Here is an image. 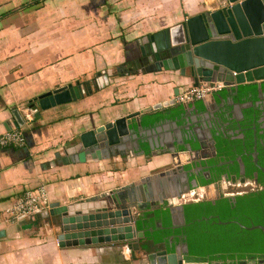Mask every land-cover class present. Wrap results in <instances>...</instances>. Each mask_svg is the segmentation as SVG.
<instances>
[{"label":"crops","instance_id":"0c3cea01","mask_svg":"<svg viewBox=\"0 0 264 264\" xmlns=\"http://www.w3.org/2000/svg\"><path fill=\"white\" fill-rule=\"evenodd\" d=\"M34 2L0 0V135L15 129L11 109L16 107L25 116L17 129L26 139L21 147L0 146V264H145L132 259L119 242L60 247L56 217L40 214L52 202L76 203L109 190H123L126 197L127 186L170 164L159 142L153 155L146 156L136 153L132 140L121 152L107 151L85 162L62 164L55 154L77 143L82 132L118 117L172 98L181 103L177 97L192 86L191 78L180 77L176 70L143 73L133 62L149 46L150 35L200 12L205 0ZM86 83L90 93L40 110L39 117L26 109L43 92L67 84H79L84 91ZM136 119L131 118L129 127L136 129ZM159 130L162 136L170 131ZM209 144L206 140L196 155ZM178 158L188 171L190 153L180 152ZM40 185L48 194L42 212L7 222L6 209L16 197ZM142 203L149 208L148 201Z\"/></svg>","mask_w":264,"mask_h":264},{"label":"water","instance_id":"95a60500","mask_svg":"<svg viewBox=\"0 0 264 264\" xmlns=\"http://www.w3.org/2000/svg\"><path fill=\"white\" fill-rule=\"evenodd\" d=\"M204 6L200 12L150 35L149 46L146 50L140 49V58L133 66L143 73L176 70L180 77L191 78L192 86H197L200 81H221L229 94L225 97L221 92L211 94L197 99L198 103L193 100L177 103L175 98L157 103L82 132L77 143L66 147L61 154L57 152L55 155L62 164L85 162L99 158L107 151L113 155L121 152L132 140L138 154L153 155L159 142L171 158L170 164L162 170L127 186L126 197L123 190H109L76 203L52 202L40 215L56 217V239L60 247L119 242L129 249L134 259V251L139 249L138 239L144 237V231L137 229L136 221L145 206L142 202L147 201L151 212L162 211L161 218H167L171 228L185 226L186 204L180 203L179 198L190 189V173L180 165L178 156L180 152L201 151L206 140L210 141L214 153L217 148L231 153L243 151L247 144L242 142L245 132L250 131L252 151L249 155L253 164L264 172L257 164L256 147L257 125L264 129V0H205ZM244 84L255 85V101L234 100ZM84 85V91L79 84H67L43 92L30 100L26 109L39 117L40 110L69 103L90 93L89 83ZM99 85L104 86L101 81ZM156 112L160 119L151 122ZM11 114L14 128L24 125L25 116L18 108H12ZM132 117L137 118L136 129L129 127ZM145 121L149 124L143 128L141 123ZM169 125L173 126L171 130ZM166 127L170 130L168 136H162L159 129ZM239 132V137L233 136ZM228 136L242 141L239 146L230 145L226 141ZM236 162L243 172L241 156ZM161 188L165 189L164 194L160 192ZM87 205L89 208H85ZM156 226H162L161 220ZM26 227L30 228V224ZM256 228L264 233L262 225L247 227ZM184 252H187L186 245ZM142 257H146L149 264H184L179 247L171 253L163 250Z\"/></svg>","mask_w":264,"mask_h":264},{"label":"flooded vegetation","instance_id":"af4514ba","mask_svg":"<svg viewBox=\"0 0 264 264\" xmlns=\"http://www.w3.org/2000/svg\"><path fill=\"white\" fill-rule=\"evenodd\" d=\"M255 100L256 98H247L242 100V102ZM246 125L249 126V123H246ZM259 131H262V134H259ZM240 134L241 133L239 132L233 136L239 137ZM231 138L232 136H228L226 141L233 146H239L242 141L241 139ZM250 141H252L250 131L245 132L244 141L242 142H246L247 144L245 148H243V151L240 150L229 153L228 156L220 154L221 152L218 148L216 149V153H214L210 144L206 147L209 149H204L201 155H196L197 152H190V168L188 169V172L190 173V189L183 193L186 197V201L184 203L203 204V219L211 220L210 222H213L212 224H214L218 216H221L219 214V210H225L227 205L232 208L231 210H233V212H230L226 216H236V219H231L225 222L218 221L219 223H235L241 228H247L250 226L243 224L241 222L243 217L240 216L250 218V216H253L251 213L252 210L256 212V216H264V172L258 169L252 162V158L249 155L252 151V144H250ZM256 147L258 151L257 164L264 169V129L259 128L258 125ZM238 156H241L244 164L243 172L240 171L236 162V158ZM244 157H249L250 159L245 161ZM250 193H261L262 195L255 201L253 199L252 202L247 205V208H244L240 197L249 195ZM148 209V207L144 206L143 210L139 212L141 215L143 213V217L141 218L149 217L144 216V214L151 212L150 210L148 211ZM246 210H248V213L244 212ZM190 214L194 216L195 212L191 211ZM156 217L158 219L156 222L163 219L159 216ZM189 226H191V222L189 224L185 217V226L171 228L170 223L166 226L168 228V233L164 240L154 242L151 239H143L144 237L138 239L139 249L134 251V259H138L143 261L145 264H149L147 258L142 257V255L163 250L167 253H171L174 252L176 247H179L184 264H240L242 261L246 264H264V255L256 258L249 256L243 260L237 259L236 257L231 258L229 256H222L220 254H216L214 258H210L209 256H205V258H197L189 255L188 245L185 240L187 238L186 229ZM184 245L187 246V252H184Z\"/></svg>","mask_w":264,"mask_h":264},{"label":"trees","instance_id":"16d2710c","mask_svg":"<svg viewBox=\"0 0 264 264\" xmlns=\"http://www.w3.org/2000/svg\"><path fill=\"white\" fill-rule=\"evenodd\" d=\"M36 3H38V0H35L33 4ZM255 90L256 87L254 84L241 85L239 88V93L234 97V100L242 101L247 98L254 99L256 98ZM220 92L222 97H225L229 94L224 89L217 91L216 94ZM249 92H251V96L247 95ZM159 119L160 116L156 112L155 118L152 119L151 122H155ZM144 123L149 124L148 121H145ZM250 144H252V141H250ZM219 151L221 152L220 154L227 156L229 153H231L223 152L220 149ZM244 158L245 161L250 159L249 157ZM261 195V193H250L249 195L240 197L241 201L243 202V207L247 208V205L250 204L253 199L255 201ZM202 205L203 204L198 203H187L185 205L186 221L189 224L191 222V226L186 229L187 238L185 239L188 245L189 255L197 258H205V256L214 258L216 254H220L222 256H229L231 258L236 257L237 259L242 260L248 258L249 256L256 258L258 256L264 255V233L261 229L241 228L235 223H219L218 221L225 222L231 219H236V216H226L230 212H233V210H231L232 208H230L227 204L225 210H219V214L221 216H218L214 224H212L213 222H210L211 220L203 219ZM191 211L195 212L194 216L190 214ZM244 212L248 213V210ZM251 213L253 216H250V218L246 216H240L243 217L241 222L247 226H252L254 224H261L264 226V216H256V212L253 210ZM161 214V210L144 214V216H149L147 218H141L143 217V213L142 215L140 214L141 216L138 217L136 221V227L138 230L144 231L143 239H151L154 242H157L166 238L168 233V228L166 226L169 225L170 221L167 218L162 217L164 219H162L163 221L161 220L162 226L157 227L156 220L158 219L156 216L161 217Z\"/></svg>","mask_w":264,"mask_h":264},{"label":"built area","instance_id":"2783aa9c","mask_svg":"<svg viewBox=\"0 0 264 264\" xmlns=\"http://www.w3.org/2000/svg\"><path fill=\"white\" fill-rule=\"evenodd\" d=\"M224 88L221 81H200L197 86L187 87L177 97L180 102L202 99L214 92ZM26 143L23 132L19 129H12L0 135V146H24ZM186 197L183 194L179 198L180 203H184ZM48 205V194L43 185L35 190H26L20 194L6 209V221L13 223L22 219L30 218L42 212Z\"/></svg>","mask_w":264,"mask_h":264}]
</instances>
